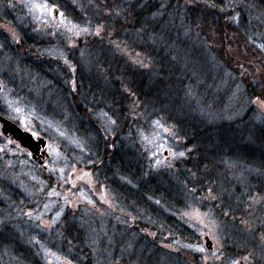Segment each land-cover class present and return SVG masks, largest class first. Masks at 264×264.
Instances as JSON below:
<instances>
[{"label":"rangeland","instance_id":"rangeland-1","mask_svg":"<svg viewBox=\"0 0 264 264\" xmlns=\"http://www.w3.org/2000/svg\"><path fill=\"white\" fill-rule=\"evenodd\" d=\"M138 1L139 6L148 5L141 8L149 11V17L168 2ZM33 2L55 5L67 19L61 24L58 15L41 18L21 0H0V115L21 129L30 125L37 132L35 138L46 141L48 155L36 163L26 150L0 136L4 149L0 151V264H231L233 259L245 264L241 257L260 244L264 209L249 205L251 197L264 193V169L245 165L228 151L218 157L207 154L194 146L183 125L203 118L206 123L226 124L221 127H239L242 119L255 129L264 128V114L247 104L254 91H261L253 81H264V51L258 47L264 45V23L256 19L264 4L252 9L251 15L243 11L239 25L228 21L227 12L201 6L192 14L200 11L209 16L199 15L201 28L192 24L186 36L174 9H162L164 15L155 19H134L133 6L119 0L132 17L123 28V14L112 21L116 31L110 29L111 39L121 46L117 49L109 38L100 41L67 31L66 26L86 27L88 21L94 30L100 20L99 0ZM227 2L218 0L222 7ZM135 7L137 17L141 8ZM137 20L162 22L167 38L155 36L153 41L132 34ZM193 20L189 14L187 23ZM207 29L212 33L206 34ZM179 37L189 50L211 57L205 59L212 71L214 58L208 50L218 58V70L210 74L208 83L192 71L197 65L185 56L188 53L180 55L173 46ZM148 45L163 52L165 63L179 68L175 79L169 75L181 83L179 92L159 108H152L138 94L128 98L125 92L134 91L135 73L138 84L143 82L141 72L147 69L138 59L151 65L146 75L155 77L156 69L161 70V60L148 56ZM205 82L214 100L223 104L218 101L214 107V100L211 104L208 100L202 105L197 97L200 105L196 103L192 113L187 111L195 98L187 89H200ZM86 92L96 98H85ZM171 98H176L174 104ZM133 100L140 104L135 113ZM109 117L117 125H111ZM157 119L163 127L154 125ZM165 128H174L176 135ZM50 145L56 152L50 154ZM181 151L184 157H173ZM209 188L216 199L209 197ZM241 217L255 221V238L244 230ZM53 220L51 228L43 226ZM205 237L211 250L205 248ZM198 247L206 251H195ZM213 250L221 259L212 257Z\"/></svg>","mask_w":264,"mask_h":264},{"label":"trees","instance_id":"trees-1","mask_svg":"<svg viewBox=\"0 0 264 264\" xmlns=\"http://www.w3.org/2000/svg\"><path fill=\"white\" fill-rule=\"evenodd\" d=\"M128 2H129L128 0H122V3L127 5L128 7L133 6V12L135 15L134 19L140 18V17H144L146 19L149 17L150 15L148 13L149 11L146 12L143 8H141V6H139L138 0H130V4H127ZM255 3L257 5H260V7L262 5L260 0H255ZM215 4H216L215 9L216 8L219 9V6L222 7L221 4L220 5L218 4V0H215ZM135 6H138L141 8L139 13H137V17L135 13L136 12ZM143 7L146 8L148 7V5H145ZM263 12H264V6H263ZM196 13L197 14L194 13V15L191 13L190 16L195 17V20L198 23H200L197 19L200 17L199 15L209 16L208 12L205 14V13H201L200 11H197ZM151 17L152 16H150L149 18ZM215 19L218 20L217 17H215ZM145 22L143 23L142 21L141 24H139L137 20V23H134L131 27L132 34L138 33L139 36L148 37L152 39L153 41L156 40V38H153L155 36L159 38H167L168 29L166 28L164 30L162 29L163 27L162 22L160 23V22L153 21L148 24H146ZM204 23L205 22L203 21L201 24L203 25ZM207 33H212L211 29H207L206 34ZM219 35L221 38L222 32H220ZM185 42L186 40H182L181 42V38H180V39H177L176 43L174 40L173 46L179 49L180 55H184V51L188 53L185 56L189 60L195 62V64L197 65L196 68H194L195 70H192V71L197 73L198 75L197 78L202 83H204V81L208 83V80H210V74L216 69L218 70V67H216V64L218 65L217 62H219L218 58L216 57L214 53H211V50H208L211 56L214 58L213 63L210 64L215 69L212 71L210 69V66L207 64L208 61H206V59L210 60L211 57L209 55H206L207 57H204L203 55L197 52V49L189 50L188 48L185 47L187 46ZM147 52H148V56L151 59L153 60L156 59L159 61L161 60L163 64L161 66V70L156 69L155 77H152L151 74L146 75L147 72L152 70L151 68L150 69L148 68L147 70L142 71L141 74L143 75L144 79H143V82H140L139 84H138L139 80H137L138 75L135 73L136 85L134 84V86L133 85L132 86H133L135 94H138V96L143 101L146 100L148 103L151 102L152 108L153 106H157V108H159V106H164V104L167 105V103L170 101V98L168 97H173L176 91L179 92L178 86L181 85V83L177 84L169 78V75L171 74L172 76L174 75V79H175V77H177L179 68L171 66L168 63V61L165 63L163 60V52H155L149 47V45L147 48ZM156 54L159 55L160 58L157 57ZM206 82L205 84L203 85L201 84L199 86L200 89L199 88L196 89L193 86L187 89L191 93V95L192 96L194 95L195 97L193 102H191V107L189 105V108H191V110L187 107L186 108L187 111H191L192 113L193 111L192 109H195L193 106L197 103V101H199L198 98H200L202 105L203 103H207L208 100H210V104L213 102L214 97L211 95L212 88L207 89L206 85L208 84ZM87 92H86L85 98H87L88 96L92 97V95H93V98H96L95 93L94 94L91 93L89 95ZM200 92H202V95ZM170 93H171V96H169ZM108 95L109 94H105L106 99H108ZM97 96L99 97V95ZM111 99H112V96L110 95L109 100ZM171 99H173V104H174V101H175L174 99L176 98H171ZM218 101L220 105L223 104L218 98V100L217 99L214 100V104H212V106L218 107L219 106L217 105ZM197 104L200 105V103H197ZM220 125L223 126L226 124H223V125L220 124ZM220 125L216 123H212L210 121L206 123L203 118H198L196 121H191V120L185 121V124L183 125V129L188 133V137L193 142L194 146L203 147L205 149V152L209 155L218 157V156H222L223 154H225L226 151H228V154L230 155L232 154L231 156H233L235 160L240 159L243 161V164L245 165L251 164L253 168L263 167L264 169V134L261 133V130L255 129L250 122H247V120H242V119L238 122L237 125L235 123V125L239 127L229 125L227 128H225V127H221ZM212 132H214L215 134H213ZM232 133H233V136H231ZM212 134H213V138H212ZM250 136L252 137L251 140H249ZM239 138L242 139L241 141H246L247 145L241 144L242 142L239 140ZM213 139H216V143L212 142ZM242 161H238V162L241 163ZM157 195H161V194L157 193ZM165 196H166V193H165ZM160 198L164 200L165 202L167 201L165 197H160Z\"/></svg>","mask_w":264,"mask_h":264},{"label":"snow or ice","instance_id":"snow-or-ice-1","mask_svg":"<svg viewBox=\"0 0 264 264\" xmlns=\"http://www.w3.org/2000/svg\"><path fill=\"white\" fill-rule=\"evenodd\" d=\"M21 3L23 6L28 7L29 12H39L41 18L44 15L52 16L53 18H56L58 15L60 17L61 24H64L65 20L67 19L63 12H57L55 5H49L48 3H35L33 0H21ZM14 6V5H9ZM141 7H143V4H140ZM211 7L215 8V0H168L167 3H161L158 6V10L156 13L153 14L152 19H155L157 15H164L162 9H174L175 15L179 16L181 20V25L186 29L184 32V35H189L192 30V24L195 25L197 28H201L200 23H198L196 20H193L191 24L187 23V18L189 14L194 12L199 7ZM258 5L255 3V0H228V2L224 5V7H220V12H227V19L230 23H234L239 25L241 23V14L243 11H248L249 15H251V10L257 8ZM98 8V15L100 16V20L97 21V26L95 29H91V21H88V25L86 27H80L79 24H72L71 27H67V31L72 32L76 37H79L81 33L92 35L95 37H98L100 41H103L105 38H109V42L114 44L117 49H120V44L117 43L115 40L111 39L112 31H116L114 29L112 21L118 17H121L123 14V24L121 27L123 28L125 25L129 24L131 22L132 12L127 11L125 8L121 6L119 3V0H99V3L97 4ZM264 12L261 13V16L256 17V19L261 20L262 23H264ZM172 23L173 21H169ZM43 23L48 24L47 20H44ZM71 23V22H69ZM249 23H251V20H249ZM112 29V31H110ZM55 35V33H53ZM199 35V33H197ZM13 39L19 43V39L13 34ZM75 46V45H73ZM261 51H264V45H258ZM123 51V49H121ZM139 53H137V57H139ZM140 64L141 67L148 69L151 67L149 63H146L143 59H138L136 61ZM65 63H68L67 60H65ZM71 67V65H69ZM73 71L75 69L73 68ZM253 83L261 89V91H254L251 96L247 99V104L249 107L254 106V111L257 113L264 114V81H256L254 80ZM73 84H75V81H73ZM75 91V88H73ZM125 92L127 93V97L131 98L135 96V92L130 89H125ZM188 95H191L189 92ZM134 107L131 109L133 113H135L136 108L140 107V104L137 103L136 100H133ZM123 107V105H122ZM16 112H19L20 109H14ZM127 119V117H125ZM109 122L111 125H117V120L112 119L109 117ZM155 126L163 127L162 121L160 119H157L154 121ZM51 127V125H49ZM0 136H4L5 139H7L8 144H15L17 148H20L21 151L24 149L22 146L14 141L12 138L8 137L6 135V129H4L3 125H0ZM22 130L30 134L32 137H37V132L32 130L30 125L23 124ZM165 131L170 132L172 136L176 135V131L174 128H165ZM261 133L264 134V128L261 129ZM61 136H63V133H60ZM252 137H249V140H251ZM50 148V154L53 152H56V149L53 146H49ZM83 150V149H81ZM0 151H4L3 148H0ZM187 151L191 152L192 149H187ZM58 154V153H57ZM173 157H184L185 152L181 151L178 153H172ZM170 166V165H169ZM261 174L264 175V170H261ZM85 176L91 175L90 173H84ZM195 175V174H194ZM73 187L75 185L73 184ZM191 191H194L192 189ZM209 197L211 199H216V196L212 195L213 190L209 188L208 190ZM69 201L67 198H65V204H68ZM87 203L92 204L91 200H88ZM256 206H259L261 209H264V193L259 195V197H251V203L249 205L250 208H254ZM229 213L225 212L224 215L227 216ZM251 214V213H250ZM31 217V213H28ZM61 215V212H57V218ZM199 215V214H197ZM37 219H40L37 217ZM55 220L49 223H45L43 226L46 228H51L55 224ZM214 226L215 222L210 221ZM0 223H3V221H0ZM240 223L244 225V230L253 234V237L255 238V233L258 231L257 227L255 226L254 220H246L244 218H240ZM260 235H259V241L260 244L254 248L252 251L248 252L247 255H243L241 259L245 262V264H264V222L261 223V226L259 228ZM216 242L219 243L218 238H216ZM209 247H213L210 245ZM195 251L203 253L206 251L204 247H198L195 249ZM212 257L215 259H221L219 255H217V251L213 250L211 253ZM207 259V257H205ZM67 264H71V261H68ZM231 264H241L239 259H233L231 260Z\"/></svg>","mask_w":264,"mask_h":264},{"label":"water","instance_id":"water-1","mask_svg":"<svg viewBox=\"0 0 264 264\" xmlns=\"http://www.w3.org/2000/svg\"><path fill=\"white\" fill-rule=\"evenodd\" d=\"M0 125L4 126L6 129V135L18 142L22 148L27 149L32 154V159L37 161L38 163H42L40 160L41 155H45V140L42 138H34L30 134L25 133L21 128H19L16 124L10 122L6 118L0 116ZM3 130V129H0ZM41 153V155H40ZM205 248L207 250H211L212 245L211 241L205 237ZM242 264V263H241Z\"/></svg>","mask_w":264,"mask_h":264},{"label":"flooded vegetation","instance_id":"flooded-vegetation-1","mask_svg":"<svg viewBox=\"0 0 264 264\" xmlns=\"http://www.w3.org/2000/svg\"><path fill=\"white\" fill-rule=\"evenodd\" d=\"M261 3H264V0H260Z\"/></svg>","mask_w":264,"mask_h":264}]
</instances>
